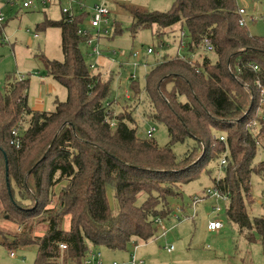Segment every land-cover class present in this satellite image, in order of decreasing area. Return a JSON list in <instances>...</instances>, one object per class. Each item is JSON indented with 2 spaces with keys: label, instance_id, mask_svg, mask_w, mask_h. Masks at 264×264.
Listing matches in <instances>:
<instances>
[{
  "label": "trees",
  "instance_id": "16d2710c",
  "mask_svg": "<svg viewBox=\"0 0 264 264\" xmlns=\"http://www.w3.org/2000/svg\"><path fill=\"white\" fill-rule=\"evenodd\" d=\"M241 9L237 0H174L167 12H132L134 37L151 29L166 47L164 38L179 30L190 53L206 41L213 48L202 61L167 55L145 77L150 108L143 118L167 128L164 147L147 131L140 135L135 109H126L142 98L136 82L125 110L114 116L113 77L105 79L98 64L91 70L82 51L96 34L80 33L89 13L79 12L73 22L64 14L60 21L46 17L38 29L60 30L64 60L43 57L44 66L68 98L56 100L54 111H35L30 79L10 75L0 85V218L12 227L0 230V244L36 247L33 264H81L100 248L131 253L157 237V221L175 217L171 200L182 197L183 187L211 174L208 166L217 160L221 166L226 156L224 177L213 188L227 197V221L247 231L248 242L259 243L264 254V216L252 220L246 204H254L252 176L264 181V161L255 162L264 150V108L255 85L264 83V37L240 25ZM113 24L112 36L121 35V24ZM15 130L19 148L12 144ZM188 140L195 146L181 159L174 147Z\"/></svg>",
  "mask_w": 264,
  "mask_h": 264
},
{
  "label": "rangeland",
  "instance_id": "374dc122",
  "mask_svg": "<svg viewBox=\"0 0 264 264\" xmlns=\"http://www.w3.org/2000/svg\"><path fill=\"white\" fill-rule=\"evenodd\" d=\"M25 1L0 0V12L6 18L0 39L1 87H5L10 75H15L18 80L21 77L28 78L31 80L30 107L54 111L55 101H66L68 93L56 81L47 77L43 57L50 60H64L61 49V32L58 28L42 30L38 29V26L45 21L46 17L52 21H60L63 17L62 8L65 7L72 6V10L79 13L80 6H83L87 13L92 14L96 5L107 4L112 13V23L117 21L121 24L122 34L112 36V33L108 40L101 39L100 45L105 51L102 57H88L89 49L85 44L82 45L83 54L88 64L101 60L102 66L98 65V70L105 74V79L112 75L110 101L114 104L112 107L114 116L123 112V106L127 104L126 101L128 102L127 97H133V83L136 82L140 85L143 92L142 98L132 99L126 109H135L134 115L138 119L140 135H144L151 126L155 127V141L161 147L166 146L169 143L167 128L160 124L145 122L143 118L150 108L144 90L145 77L153 67L162 62L165 56L178 55L181 32L178 30V33L165 37L166 47H161L153 30L145 29L134 37L129 32V28L133 22V11L167 12L171 9L174 0H131L126 3L115 0H75L79 4L75 2L70 4L67 0H34V6L27 9L23 7ZM237 2L239 7L246 11L244 19L251 35L264 37V0H237ZM89 20L90 16L84 27L89 28ZM149 48L154 50L153 54H147ZM114 51L117 54H114ZM134 51L141 52L140 60L131 57ZM122 52H127L128 55L122 57ZM204 55L201 50L196 52L195 56L191 55L187 47L181 48L180 51V57H192L194 61H202ZM136 61L139 62V66L134 67L133 63ZM133 75L135 78H132ZM43 81L45 85H43ZM47 84L56 87L57 91L47 93ZM114 124L116 125L117 122ZM194 146L195 142L188 140L175 145L174 152L182 159ZM261 161H264V150H260L255 160L256 164ZM208 168L211 174L204 172L200 180L183 187L181 198L171 200L176 212L184 209L185 215L175 212V217L165 223L168 230L166 236L161 238L160 235L163 231L158 229V238L155 237L148 243L138 244L136 255L146 264H264L261 245L248 242L246 236L248 232H241L237 225L227 221L225 212L227 204L225 202H220L224 211L217 215L213 213L215 202L212 199H204L205 201L198 205L194 215L191 198L201 194L205 188H212L213 180L220 179L224 175L219 160L212 162ZM61 186L55 189L56 193L60 191ZM251 186L254 204L251 205L249 201L246 204L250 218L253 220L264 216V181L257 175H253ZM108 198L111 208L115 212L118 211V202L113 191H109ZM176 215H181L182 220L178 221ZM2 217L0 218V230H11V224L4 223ZM215 219H220L224 227L219 231L212 232L208 229V224ZM45 230L44 227H41L37 231V236L42 237ZM169 246H174L173 253L166 251ZM97 250L102 252L106 260L109 258L108 260L128 261L131 255V253L115 252L105 248ZM11 251L15 252L16 258L10 256ZM36 254L37 248L34 246L10 250L0 244V264H33Z\"/></svg>",
  "mask_w": 264,
  "mask_h": 264
},
{
  "label": "built area",
  "instance_id": "2783aa9c",
  "mask_svg": "<svg viewBox=\"0 0 264 264\" xmlns=\"http://www.w3.org/2000/svg\"><path fill=\"white\" fill-rule=\"evenodd\" d=\"M67 1L70 2V4H72L74 2L79 4L75 0H67ZM115 1L126 3V2H130L131 0H115ZM32 6H34V0H26L23 3V7L26 9L31 8ZM79 10L81 12L83 10H86V8H84L83 6H80ZM62 12L64 15L67 16L68 22H73L76 15L78 14L72 10V6L69 8H67V7L62 8ZM245 14H246V11L244 9H241L240 15L243 16L240 20L241 26H246V20L244 19ZM89 16H90V20L88 23L89 28L88 29H82L80 31V33L86 35L88 30H90V29L96 33L95 37L87 40L85 44H86L87 48L89 49V51L87 52L88 57L99 58V57L103 56L102 46L100 45L101 39L110 36L114 30L112 19H111L112 13L109 10V8L107 7V4H100V5H96L93 8V12H92V14L89 13ZM5 21H6L5 16L0 12V28L4 25ZM183 35H185V33L181 34L180 48L178 51L179 56H180L181 48L184 49L187 47L186 44L184 43ZM199 50H201L203 53H211L213 48L209 44V42L206 41L205 47L199 48ZM153 53H154V50L152 48H149L147 50V54H153ZM114 54H117V52L114 51ZM190 54L195 56L196 53H190ZM127 55H128L127 52L121 53L122 57H126ZM131 57L134 58L135 60H140L141 59V52L134 51V52H132ZM191 60H192V62L194 61L193 59H191ZM127 64H130V63H127ZM96 65H97L96 62H91V64H89V68L91 70H94V69H96ZM133 65H134V67H137V66H139V62L136 61L135 63H133ZM254 70L257 71L258 68L254 67ZM132 78H135V75H133ZM24 79H26V78L21 77L19 80H24ZM255 85H256L257 89L260 91V101H261L262 107L264 108V83L261 81H256ZM112 126H115V124L113 123ZM252 130H254V129H252ZM155 132H156V128L151 126V128H149L146 132L147 137L152 138L154 136ZM13 134H14L15 138H14L12 144L16 145V147L19 148L20 147V142L18 141V137L20 136L19 132L15 130ZM219 139L221 142H226V138L224 136H220ZM257 145L261 146V143L257 142ZM226 166H227V158H226V156H223V158L221 160V167L223 169ZM204 199H206V200L212 199V201L215 202V206H213V213H215L217 215H219L223 212V208L220 205V202H227V197L222 195L215 188H213V187L207 188L206 191H204L202 194L195 195L192 198V208L194 210V215H195L196 208L198 207V205L202 201H205ZM177 212H178V210H177ZM178 213L179 214L181 213L183 216L185 215L184 209H182V211H179ZM180 216L181 215H178V216L176 215V219L178 221L182 220V218ZM184 218H186V217H184ZM157 224H158L159 229L163 231L162 234L160 235V237L161 238L165 237L167 232H168L167 227L165 225V222L162 220H159V221H157ZM223 227H224V224L220 219L212 220L208 224V229L212 232L219 231ZM60 248L62 251H64L67 249V246L65 244H61ZM137 249H138V246L133 247V250L131 251V255H130L128 261L112 260L110 262L105 261L104 256H103L101 251H99L97 249H92V250H90V252L87 253V255L84 258L83 263H81V264H146V262L143 259H140L137 257V255H136ZM174 250H175L174 246H169L166 248V251L168 253H173ZM10 256L12 258H16L15 252L11 251Z\"/></svg>",
  "mask_w": 264,
  "mask_h": 264
},
{
  "label": "crops",
  "instance_id": "0c3cea01",
  "mask_svg": "<svg viewBox=\"0 0 264 264\" xmlns=\"http://www.w3.org/2000/svg\"><path fill=\"white\" fill-rule=\"evenodd\" d=\"M63 18V17H62ZM89 23V22H88ZM97 64L98 65H100V66H102V63H101V60H97ZM43 83V85H45V82L43 81L42 82ZM47 88V93L49 92V93H51L52 91H54V90H56V87H54V86H52L51 84H47V86H46ZM57 91V90H56ZM59 101V100H58ZM32 108V107H31ZM33 110H35V111H44L43 110V108H40V107H35V108H32ZM225 174V173H224ZM223 177H224V175H223ZM223 177H221V178H223ZM220 178V179H221ZM195 196V195H194ZM197 209V208H196ZM194 211V210H193ZM212 221V220H211ZM109 259V258H108ZM106 260L107 262H110V261H112V259H110V260Z\"/></svg>",
  "mask_w": 264,
  "mask_h": 264
},
{
  "label": "water",
  "instance_id": "95a60500",
  "mask_svg": "<svg viewBox=\"0 0 264 264\" xmlns=\"http://www.w3.org/2000/svg\"><path fill=\"white\" fill-rule=\"evenodd\" d=\"M7 181H8V174H7Z\"/></svg>",
  "mask_w": 264,
  "mask_h": 264
}]
</instances>
